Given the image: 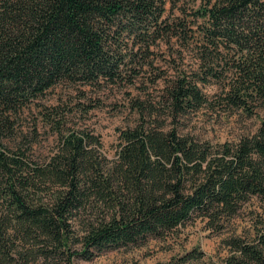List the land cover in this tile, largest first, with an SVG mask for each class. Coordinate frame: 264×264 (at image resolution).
Masks as SVG:
<instances>
[{
    "label": "trees",
    "instance_id": "16d2710c",
    "mask_svg": "<svg viewBox=\"0 0 264 264\" xmlns=\"http://www.w3.org/2000/svg\"><path fill=\"white\" fill-rule=\"evenodd\" d=\"M162 45L190 66H156ZM59 84L157 94L129 97L138 121L118 129L114 158L87 130L61 133L36 158L20 118L35 106L60 131L65 110L41 103ZM261 106L264 0H0V264H78L196 219L222 233L253 199V235L223 239L219 264H264V120L215 144L180 130L203 107Z\"/></svg>",
    "mask_w": 264,
    "mask_h": 264
},
{
    "label": "rangeland",
    "instance_id": "374dc122",
    "mask_svg": "<svg viewBox=\"0 0 264 264\" xmlns=\"http://www.w3.org/2000/svg\"><path fill=\"white\" fill-rule=\"evenodd\" d=\"M162 50L156 52L154 62L162 68L174 66H190L189 57L179 58L169 56L171 49L162 45ZM165 51V53H164ZM148 87L149 85L146 84ZM202 87V86H201ZM208 96L219 89L214 86L202 88ZM157 94V89L145 88V93L139 92L138 87L127 86H90L59 84L50 89L42 104L47 110H65L66 116L60 131L54 124L46 123L41 116L40 108L33 107L26 111L19 122V131L32 139L33 156L45 158L53 153L58 146L61 133L68 130H87L102 142L101 152L109 158L115 157V147L118 142V129L133 126L138 121V115L130 108L129 97L141 99ZM264 120V106L257 107L251 116L241 109L216 111L201 108L191 114L181 127V132L189 133L200 140L213 144L224 141H236L244 135L253 134L261 121ZM261 203L257 199L243 205L238 214L226 224L222 233H215L206 227L205 221L196 219L179 226L165 239H151L145 245L125 247L106 251L90 261L79 260L78 264H173L183 254L193 249L204 252L201 260H191L185 264H208L209 261L219 264L228 251L223 245V239L231 235L251 237L254 226L262 212ZM259 226V225H258Z\"/></svg>",
    "mask_w": 264,
    "mask_h": 264
}]
</instances>
